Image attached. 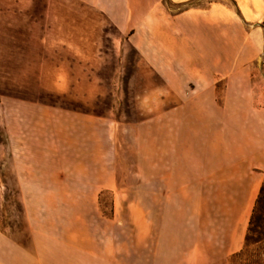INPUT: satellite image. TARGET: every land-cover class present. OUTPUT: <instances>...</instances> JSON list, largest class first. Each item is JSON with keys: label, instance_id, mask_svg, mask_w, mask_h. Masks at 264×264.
I'll return each mask as SVG.
<instances>
[{"label": "rangeland", "instance_id": "obj_1", "mask_svg": "<svg viewBox=\"0 0 264 264\" xmlns=\"http://www.w3.org/2000/svg\"><path fill=\"white\" fill-rule=\"evenodd\" d=\"M157 82L85 1L0 0V230L26 243L29 226L150 225L177 254L195 235L205 242L224 229L218 204L197 201V188H136L128 123L152 109L141 97ZM259 183L237 190L255 204L264 175ZM241 251L227 264H264V233Z\"/></svg>", "mask_w": 264, "mask_h": 264}, {"label": "crops", "instance_id": "obj_2", "mask_svg": "<svg viewBox=\"0 0 264 264\" xmlns=\"http://www.w3.org/2000/svg\"><path fill=\"white\" fill-rule=\"evenodd\" d=\"M83 1L158 79L141 97L152 109L128 123L136 188H197V201L218 204L225 228L205 242L195 235L177 254L154 241L161 230L150 225L29 226L26 243L0 230V264H227L243 248L254 207L237 189L258 188L264 175V0Z\"/></svg>", "mask_w": 264, "mask_h": 264}, {"label": "trees", "instance_id": "obj_3", "mask_svg": "<svg viewBox=\"0 0 264 264\" xmlns=\"http://www.w3.org/2000/svg\"><path fill=\"white\" fill-rule=\"evenodd\" d=\"M185 6L186 7L192 6V3H187L185 4ZM99 204L102 212H104L102 209L101 198ZM263 233H264V183L260 188L259 195L253 207V211L249 221V226L245 236V245L248 246L249 244L260 243L261 236L263 235ZM240 254H242V251L235 254L233 258L240 256Z\"/></svg>", "mask_w": 264, "mask_h": 264}]
</instances>
